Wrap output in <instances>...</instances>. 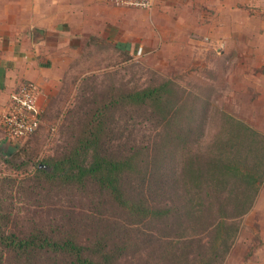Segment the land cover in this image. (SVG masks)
I'll return each mask as SVG.
<instances>
[{"label":"rangeland","instance_id":"rangeland-1","mask_svg":"<svg viewBox=\"0 0 264 264\" xmlns=\"http://www.w3.org/2000/svg\"><path fill=\"white\" fill-rule=\"evenodd\" d=\"M181 7L172 28L133 51L98 40L62 46L40 124L6 159L0 178V204L20 211L18 226L32 219L62 225L77 230L82 243L103 236L123 246L118 264L264 263V53L244 51L246 37L233 43L212 34L214 20L187 36ZM147 88L158 91L159 103L124 104L128 93ZM100 109L109 156L133 149L141 161L131 179L134 199L170 203V219L130 218L94 185L34 197L18 186L37 167L50 170L44 163L70 147L86 115ZM238 170L255 183L247 190L253 203L240 216ZM6 180L15 182L7 187Z\"/></svg>","mask_w":264,"mask_h":264},{"label":"crops","instance_id":"crops-1","mask_svg":"<svg viewBox=\"0 0 264 264\" xmlns=\"http://www.w3.org/2000/svg\"><path fill=\"white\" fill-rule=\"evenodd\" d=\"M181 6H187V36L198 35L199 25L214 20L218 26L212 34L231 36L233 43L239 42L235 37H246L244 51L264 53V0H155L150 10L116 8L99 0H0V178L6 159L28 139L5 136L1 119L11 92L34 84L41 109L53 84L49 69L62 46L98 40L133 51L172 28Z\"/></svg>","mask_w":264,"mask_h":264},{"label":"trees","instance_id":"trees-1","mask_svg":"<svg viewBox=\"0 0 264 264\" xmlns=\"http://www.w3.org/2000/svg\"><path fill=\"white\" fill-rule=\"evenodd\" d=\"M122 99L128 106L134 104L142 108L160 102L158 91L150 88L130 92ZM115 106L110 105L111 108ZM105 114L106 111L100 109L86 115V124L80 136L70 147H61L58 156L44 163L50 170L37 167L33 175L17 183L18 186H26L30 196L33 193L39 196L42 195L40 191L49 195L52 188L67 192L73 188L82 190L94 185L130 218L140 217L149 221L170 219L176 209L170 203L160 201L150 204L140 196L134 199L132 188L135 187L131 179L138 173L141 161L137 153H132L133 149L121 156H109L107 147L102 143L109 136V132L105 130L107 128H104ZM238 124L244 133H254L243 123ZM226 176L229 177L227 172L222 173L221 182ZM251 179L249 173L237 171L235 180L242 186L240 204L243 206H240L238 216L246 213L253 203L254 199L250 200L247 191L255 185ZM14 182L6 180L4 183L8 187ZM143 191L140 190L142 196ZM256 194L257 190L252 198ZM13 210L11 205L4 207L0 204V264H118L121 255L117 253L123 246H118L114 241L101 236L91 242L82 243L77 230L58 224L41 223L34 219L18 226L16 220L20 211L13 214Z\"/></svg>","mask_w":264,"mask_h":264},{"label":"built area","instance_id":"built-area-1","mask_svg":"<svg viewBox=\"0 0 264 264\" xmlns=\"http://www.w3.org/2000/svg\"><path fill=\"white\" fill-rule=\"evenodd\" d=\"M116 8L150 10L155 0H99ZM10 107L2 116L5 136L14 141H24L35 132L41 121L42 110L37 104L38 90L32 83L21 85L9 95Z\"/></svg>","mask_w":264,"mask_h":264}]
</instances>
